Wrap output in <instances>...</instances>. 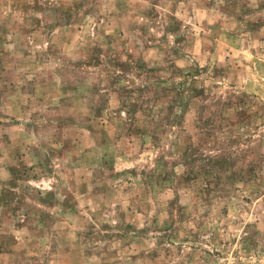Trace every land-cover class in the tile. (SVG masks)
<instances>
[{"label":"rangeland","instance_id":"rangeland-1","mask_svg":"<svg viewBox=\"0 0 264 264\" xmlns=\"http://www.w3.org/2000/svg\"><path fill=\"white\" fill-rule=\"evenodd\" d=\"M0 264H264V0H0Z\"/></svg>","mask_w":264,"mask_h":264}]
</instances>
